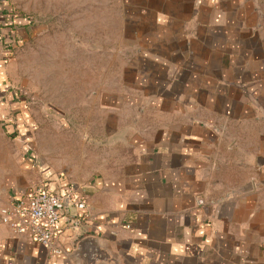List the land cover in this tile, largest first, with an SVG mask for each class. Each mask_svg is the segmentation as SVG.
I'll return each mask as SVG.
<instances>
[{
	"label": "crops",
	"instance_id": "0c3cea01",
	"mask_svg": "<svg viewBox=\"0 0 264 264\" xmlns=\"http://www.w3.org/2000/svg\"><path fill=\"white\" fill-rule=\"evenodd\" d=\"M119 9L127 59L94 97L112 151L78 174L64 152L56 168L36 156L26 96L7 75L32 20L0 0V264H264V0ZM41 186L74 187L86 205L66 206L55 257L1 222Z\"/></svg>",
	"mask_w": 264,
	"mask_h": 264
},
{
	"label": "rangeland",
	"instance_id": "374dc122",
	"mask_svg": "<svg viewBox=\"0 0 264 264\" xmlns=\"http://www.w3.org/2000/svg\"><path fill=\"white\" fill-rule=\"evenodd\" d=\"M5 1L32 20L30 38L16 48L7 75L11 87L26 96L36 125L31 131L36 156L52 168L68 159L82 174L92 154V166L99 168L105 151L112 150L104 149L98 135L104 108L94 97L103 91L105 78L114 89L127 59L120 40V0Z\"/></svg>",
	"mask_w": 264,
	"mask_h": 264
},
{
	"label": "built area",
	"instance_id": "2783aa9c",
	"mask_svg": "<svg viewBox=\"0 0 264 264\" xmlns=\"http://www.w3.org/2000/svg\"><path fill=\"white\" fill-rule=\"evenodd\" d=\"M202 204V202H199ZM67 205L85 210L86 205L74 187L64 194H55L44 187L36 188L28 196L18 199L10 209L1 211V222L17 236H25L45 249L50 256L61 254L56 244L57 227ZM84 218H88L84 214Z\"/></svg>",
	"mask_w": 264,
	"mask_h": 264
}]
</instances>
